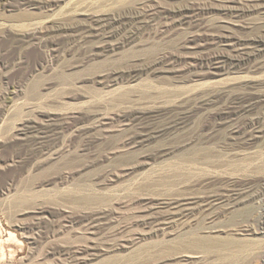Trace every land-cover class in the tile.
Returning a JSON list of instances; mask_svg holds the SVG:
<instances>
[{"label":"rangeland","instance_id":"obj_1","mask_svg":"<svg viewBox=\"0 0 264 264\" xmlns=\"http://www.w3.org/2000/svg\"><path fill=\"white\" fill-rule=\"evenodd\" d=\"M22 1L0 13L48 31L0 34V264H243L181 255L224 242L264 255V0Z\"/></svg>","mask_w":264,"mask_h":264},{"label":"bare ground","instance_id":"obj_2","mask_svg":"<svg viewBox=\"0 0 264 264\" xmlns=\"http://www.w3.org/2000/svg\"><path fill=\"white\" fill-rule=\"evenodd\" d=\"M109 1V0H108ZM117 1V0H116ZM23 3H22V5L24 4V5H26V6H31L32 8H39V7H41V6H43V4H42V2L40 1V0H23L22 1ZM118 2V1H117ZM123 2H125V1H123ZM138 2V1H137ZM231 2L232 3H234L235 2V0H231ZM95 3V2H94ZM135 3V2H134ZM134 3H133V5H134ZM143 3V2H142ZM90 4V3H89ZM97 4V3H96ZM96 4H95V6H96ZM122 4V3H121ZM107 5V4H106ZM114 5V4H113ZM124 5V4H123ZM233 5V4H232ZM89 6V5H88ZM120 6V5H119ZM125 6H126V4H125ZM128 6V5H127ZM192 6V5H191ZM195 6V5H194ZM8 7V5L4 2V0H0V8L3 10V9H6ZM10 8H12L11 6H9ZM91 7H93V6H91ZM109 7V6H108ZM196 7V6H195ZM198 7V6H197ZM196 7V8H197ZM234 7H236V6H234ZM125 8V7H124ZM201 8V7H200ZM210 8V7H209ZM216 8V7H215ZM222 8H224V7H222ZM114 9V8H113ZM116 9H118V8H116ZM194 9V8H193ZM199 9V7L196 9V10H198ZM202 9V8H201ZM200 9V10H201ZM234 9V8H233ZM94 10V9H93ZM100 10V9H99ZM98 10V11H99ZM105 10H107V9H105ZM112 10V9H111ZM123 10V9H122ZM184 10V9H183ZM191 10V9H190ZM204 10V9H203ZM202 10V11H203ZM213 10V9H212ZM224 10V9H223ZM238 10V9H237ZM96 11V10H95ZM104 11V9L103 10H101L100 12H103ZM108 11V10H107ZM115 11V10H114ZM166 11V10H165ZM210 11V10H209ZM228 11V10H227ZM0 12H1V10H0ZM128 12V11H127ZM131 12V11H130ZM159 12H160V10H159ZM166 12H168V11H166ZM90 13V12H89ZM137 13H138V11H137ZM154 13V12H153ZM152 13V14H153ZM163 12L161 11V14H162ZM211 13V12H210ZM123 14V13H122ZM159 14V13H158ZM199 14V13H198ZM198 14H197V16H198ZM224 14V13H223ZM226 14V13H225ZM163 16H164V14H162ZM120 16V15H119ZM132 16V15H131ZM140 16V15H139ZM185 16V15H184ZM236 16V15H235ZM128 17V16H127ZM191 17V16H190ZM196 17V16H195ZM200 17V16H199ZM42 18V16L39 14V13H30L29 11H22L21 13H19V14H16V15H12V16H4L3 14H1L0 13V34H2L5 30H6V32H7V29H6V24H9L10 26H11V28H15V29H18V30H16V31H18V32H16V34H14V37H19V39L21 40H24V39H27V40H35V41H37V42H39L40 41V39H41V36L45 33V32H47L48 31V28L47 29H43V28H41L40 27V24L37 22V23H35V24H31L30 23V21L31 20H39V19H41ZM126 18V17H125ZM106 19V18H105ZM170 19V18H169ZM188 19H189V16H188ZM174 20V19H173ZM181 20V19H180ZM197 20V19H196ZM116 21V20H115ZM195 21V20H194ZM27 22V23H26ZM101 22V21H100ZM192 22H193V20H192ZM128 23V22H127ZM133 23V22H132ZM141 23V22H140ZM104 24V23H103ZM146 24V23H145ZM196 24V23H195ZM194 24V25H195ZM198 25H200L199 23H198ZM103 26V25H102ZM120 26V25H119ZM196 26V25H195ZM33 27V28H32ZM57 27V26H56ZM131 27V26H130ZM136 28V27H135ZM10 29V28H9ZM116 29V28H115ZM132 29V28H131ZM50 30V29H49ZM96 30V29H95ZM51 31V30H50ZM55 31V30H54ZM57 31V30H56ZM115 31V30H114ZM51 32H53V30L51 31ZM110 32V31H109ZM113 32V31H112ZM145 32V31H144ZM103 33V32H102ZM127 33V32H126ZM137 33V32H136ZM198 33V32H197ZM196 33V34H197ZM111 34V33H110ZM200 34V33H199ZM198 35V34H197ZM209 35V34H208ZM207 35V36H208ZM222 35V34H221ZM221 35H220V37H218V38H221ZM126 36V35H125ZM200 36V35H199ZM223 36V35H222ZM226 35H224V37H225ZM108 37V36H107ZM206 37V36H205ZM214 37V36H213ZM227 37V36H226ZM223 38V37H222ZM263 39H264V35H263V37H262ZM217 39V38H216ZM261 39V38H260ZM241 40V39H240ZM244 40V39H243ZM262 40V39H261ZM260 40V41H261ZM245 41H247V40H245ZM244 41V42H245ZM257 41V40H256ZM264 41V40H263ZM249 42V41H248ZM259 42V41H258ZM255 43V42H254ZM238 44H240V43H238ZM243 44V43H242ZM241 44V45H242ZM245 44V43H244ZM111 45V44H110ZM260 45V44H259ZM262 45V44H261ZM264 45V44H263ZM246 46V45H245ZM244 46V47H245ZM247 46H248V44H247ZM256 46H257V44H256ZM256 46H255V48H256ZM112 47V46H111ZM241 47V46H240ZM244 47H243V49H244ZM252 47H253V45H252ZM261 47V46H260ZM260 47H258V49L260 48ZM246 48V47H245ZM249 48H251L250 46H249ZM254 48V47H253ZM254 48V49H255ZM247 49V48H246ZM253 49V50H254ZM252 50V49H251ZM252 50V53L254 52ZM255 50H257V48L255 49ZM263 50V49H262ZM261 50V51H262ZM258 51H260V50H258ZM223 52V51H222ZM244 52V51H243ZM243 52H241V53H243ZM220 53H221V51H220ZM225 53V52H224ZM237 53V52H236ZM252 53H250L249 51H247V53L245 52V54L243 55L242 54V56H240L239 57V59H237L236 61L237 62H240V64H241V62H244V61H249V59H250V57L252 56ZM259 53V52H258ZM257 53V54H258ZM168 54V53H167ZM229 54V53H228ZM256 54V53H255ZM255 54H253V55H255ZM170 55V54H169ZM215 55V54H214ZM213 55V56H214ZM218 55V54H217ZM206 55H204V57H205ZM208 56V55H207ZM258 56V55H257ZM257 56H255V57H257ZM219 57H221V56H219ZM218 57V58H219ZM168 58V57H167ZM166 58V59H167ZM258 58V57H257ZM165 59V60H166ZM201 59H203V57L201 58ZM215 59V58H214ZM223 59V60H222ZM221 60H222V63H225L226 61H227V59L226 58H222ZM236 59V58H235ZM254 59V58H253ZM162 60H164V59H162ZM205 60V59H204ZM255 60H257V59H255ZM176 61V60H175ZM199 61V60H198ZM209 61V60H208ZM215 61V60H214ZM213 61V62H214ZM218 61V60H217ZM230 63H232V60H228ZM250 61H252V60H250ZM160 62V61H159ZM256 63H258L259 64V62L258 61H255ZM199 63V62H198ZM262 63V62H261ZM206 64V63H205ZM217 64V63H216ZM239 64V65H240ZM257 64V65H258ZM210 65H212V64H210ZM253 65V64H252ZM226 66V65H225ZM228 66V65H227ZM226 66V67H227ZM248 66H249V64H248ZM260 66V65H259ZM263 66V65H262ZM261 66V67H262ZM218 67V66H217ZM217 67H216V69H217ZM220 67V66H219ZM250 67V66H249ZM260 67V68H261ZM127 72V71H126ZM133 72V71H132ZM133 75V74H132ZM259 95H260V93H259ZM260 97H261V95H260ZM262 97L264 98V96L262 95ZM235 98V97H234ZM257 98V97H256ZM239 99V98H238ZM244 99V98H243ZM258 100V99H257ZM261 100V99H260ZM11 101V100H10ZM240 101V100H239ZM254 101V100H253ZM259 101V100H258ZM234 102V101H233ZM241 102V101H240ZM243 102V101H242ZM255 103H256V100H255ZM259 103V102H258ZM242 104V103H241ZM237 106V105H236ZM229 107H231V106H229ZM228 107V108H229ZM236 108H238V106L236 107ZM239 108H240V106H239ZM233 109H234V106H233ZM224 110V109H223ZM238 110V109H237ZM8 111V106L7 105H4L3 106V108H2V110L0 111V113L3 115V114H5L6 112ZM232 111V110H231ZM22 112V111H21ZM236 112V111H235ZM218 113V112H217ZM226 113H230V112H226ZM232 113V112H231ZM237 113V112H236ZM219 114H221V112L219 113ZM235 114V113H234ZM224 115H225V112H224ZM231 115V114H230ZM220 116V115H219ZM24 122V121H23ZM21 124V123H20ZM139 125V124H138ZM57 128H58V125H57V123L55 122V121H53V122H51V123H49V124H47V125H42V124H38L37 122H35V121H29V122H24V123H22L21 124V126H20V130L22 129H31V130H42L43 132H45V133H47V132H54L55 130H57ZM141 128V127H140ZM146 128V127H145ZM143 129V128H142ZM144 131V130H143ZM148 132V131H147ZM150 132V131H149ZM39 134V133H38ZM44 134V133H43ZM42 134V135H43ZM40 136V135H39ZM149 136V135H148ZM44 137V136H43ZM45 137H47V136H45ZM42 138V137H41ZM48 139V138H47ZM151 139V138H150ZM37 143V142H36ZM35 151V150H34ZM38 154V153H37ZM42 154V153H41ZM35 157V156H34ZM42 157V156H41ZM264 228V227H263ZM261 232H263V231H261ZM13 234V233H12ZM11 233H8V237L9 238H13V236H14V234L12 235ZM227 236V235H226ZM7 237V238H8ZM8 238V239H9ZM249 238V237H248ZM5 239V238H4ZM224 239V238H223ZM226 239L228 240V238L226 237ZM234 239V238H233ZM242 239V238H241ZM238 240V239H237ZM246 240V239H245ZM251 240V239H250ZM257 240V239H256ZM263 240V239H262ZM1 241V240H0ZM9 241V240H8ZM220 241V240H219ZM225 241V240H224ZM233 241V240H232ZM3 242V241H2ZM189 242V241H188ZM209 242V241H208ZM248 242H250L249 240H248ZM256 242V241H255ZM262 243V242H261ZM185 244V243H184ZM187 244V243H186ZM205 244V243H204ZM215 244V243H214ZM188 245V244H187ZM190 245H191V243H190ZM209 245V244H208ZM241 245H243V243L241 242ZM180 246V245H179ZM248 246V245H247ZM238 246V245H232L231 243H227V242H224V243H221V244H219V245H210V246H207V247H201L202 248V250H199V251H193V249L194 248H196V247H198L197 245H193L192 247H188V248H182V249H180L181 250V255H183V257H188V256H195V255H198L199 257L202 255H208V253H214V254H216V255H218L219 257H222V258H231V259H243V264H264V255L262 254V256L261 255H258L259 253L257 252V255H253V254H248V252H250V251H252V250H254L255 249V246ZM259 246H261V245H259ZM263 246V245H262ZM178 247V246H177ZM180 248V247H179ZM259 248V247H258ZM161 250V249H160ZM170 251V250H169ZM174 251V250H173ZM223 251H226L227 253L226 254H222L221 252H223ZM264 251V250H263ZM262 251V252H263ZM165 252V251H164ZM260 252V251H259ZM176 253V252H175ZM261 253V252H260ZM264 253V252H263ZM171 254V253H170ZM3 256V255H2ZM176 257V256H175ZM142 258V257H141ZM149 258V257H148ZM152 258V257H151ZM157 258V257H156ZM172 258V257H171ZM12 259H13V257H12ZM144 259V258H143ZM204 259V258H203ZM203 259H201V260H203ZM215 259V258H214ZM10 260H11V258H10ZM139 260V259H138ZM146 260H148V259H146ZM219 260H220V258H219ZM140 261H141V259H140ZM143 261V260H142ZM215 261V260H214ZM218 260L216 259V262H217ZM223 261V260H222ZM225 261V260H224ZM233 261V260H232ZM137 262V261H136ZM231 262V261H230ZM134 263V262H133ZM132 263V264H133ZM138 263V262H137ZM140 263V262H139ZM222 263V262H221ZM101 264V263H100ZM107 264V263H106ZM130 264V263H129ZM136 264V263H135ZM233 264H234V262H233Z\"/></svg>","mask_w":264,"mask_h":264}]
</instances>
